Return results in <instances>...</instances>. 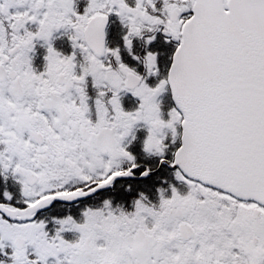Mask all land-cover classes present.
Masks as SVG:
<instances>
[{
  "label": "snow or ice",
  "instance_id": "1",
  "mask_svg": "<svg viewBox=\"0 0 264 264\" xmlns=\"http://www.w3.org/2000/svg\"><path fill=\"white\" fill-rule=\"evenodd\" d=\"M0 264H264V0H0Z\"/></svg>",
  "mask_w": 264,
  "mask_h": 264
}]
</instances>
